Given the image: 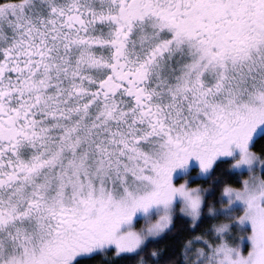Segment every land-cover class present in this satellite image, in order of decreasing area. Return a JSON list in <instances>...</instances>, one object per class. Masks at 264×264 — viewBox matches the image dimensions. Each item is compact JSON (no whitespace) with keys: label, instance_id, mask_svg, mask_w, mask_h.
Masks as SVG:
<instances>
[{"label":"snow or ice","instance_id":"6c2138e0","mask_svg":"<svg viewBox=\"0 0 264 264\" xmlns=\"http://www.w3.org/2000/svg\"><path fill=\"white\" fill-rule=\"evenodd\" d=\"M0 264H264V0H0Z\"/></svg>","mask_w":264,"mask_h":264},{"label":"trees","instance_id":"16d2710c","mask_svg":"<svg viewBox=\"0 0 264 264\" xmlns=\"http://www.w3.org/2000/svg\"><path fill=\"white\" fill-rule=\"evenodd\" d=\"M257 150H259V149H257ZM195 183L201 184L202 186H207L203 181H201L199 179L197 181H195Z\"/></svg>","mask_w":264,"mask_h":264},{"label":"rangeland","instance_id":"374dc122","mask_svg":"<svg viewBox=\"0 0 264 264\" xmlns=\"http://www.w3.org/2000/svg\"><path fill=\"white\" fill-rule=\"evenodd\" d=\"M193 176H195V173H193ZM198 179H196L195 181H197ZM198 184V183H197ZM202 186V185H201Z\"/></svg>","mask_w":264,"mask_h":264}]
</instances>
